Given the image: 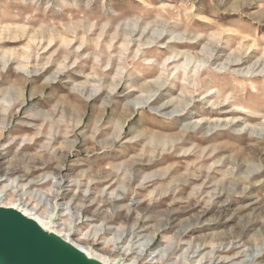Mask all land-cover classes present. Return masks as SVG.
<instances>
[{
	"label": "rangeland",
	"instance_id": "1",
	"mask_svg": "<svg viewBox=\"0 0 264 264\" xmlns=\"http://www.w3.org/2000/svg\"><path fill=\"white\" fill-rule=\"evenodd\" d=\"M0 196L105 264L262 254L264 0H0Z\"/></svg>",
	"mask_w": 264,
	"mask_h": 264
},
{
	"label": "water",
	"instance_id": "2",
	"mask_svg": "<svg viewBox=\"0 0 264 264\" xmlns=\"http://www.w3.org/2000/svg\"><path fill=\"white\" fill-rule=\"evenodd\" d=\"M10 213L17 216L22 223V236L17 226L12 227L3 220L2 217L4 216L6 218L7 216H11ZM24 222H27L31 226L32 231L24 226ZM23 237L31 244L43 245L53 252L63 253L66 251L65 240L58 233H53L49 227L44 228L42 225L40 226L34 218L22 215V212L17 210V208L9 209L7 207H0V254H3L9 259V264H43L37 253L30 255L26 250ZM52 239H57L60 244ZM74 249H77L82 259L86 260V256L88 255L89 264H105L104 259H90V253L81 247ZM0 264L2 263L0 262Z\"/></svg>",
	"mask_w": 264,
	"mask_h": 264
},
{
	"label": "bare ground",
	"instance_id": "3",
	"mask_svg": "<svg viewBox=\"0 0 264 264\" xmlns=\"http://www.w3.org/2000/svg\"><path fill=\"white\" fill-rule=\"evenodd\" d=\"M189 185H190V183L184 185V187L182 188V191L183 190H186L189 187ZM0 207H7L9 209H11V208H17L15 206H11V205L4 206L1 203H0ZM20 212H22V215H25V216H30L31 215L32 216V213H29V211L27 212L26 210H21ZM10 215L11 216H7L6 218L3 216L2 217L3 220L8 225H10L12 227H16L17 226L19 228V233L22 236V231H21V228H22L21 227L22 226L21 224L22 223L19 221V219H18L17 216L12 215V213H10ZM23 224L30 231H32L31 230L32 229L31 226L27 222H24ZM43 225L46 226V224H43ZM58 235H60V234L58 233ZM60 236L63 238L62 235H60ZM241 236L242 235H240V234H238L237 236H234L233 234H229V235L227 234V236H225V238L226 239H232V240H234L235 238H238L239 240H241ZM52 240L55 241V242H57V243H59L57 239H52ZM64 240H65L64 243L66 245V247H65V250L66 251L63 252V253H57V252L50 251L49 249H47L43 245L31 244V243H29V241L27 239H25L23 237V243L25 245L26 250L29 252L30 255L37 253L39 255L41 261L43 262V264H89V259L87 258L88 255L86 256V260L85 259H82L81 256H80V254L77 252V249H74V248H77V247H80V246L75 245L69 239V237H64ZM204 248H205V246H203L202 248L201 247H197V249L192 250V247H188L187 252H191L192 255H193V257L196 258V256H198ZM238 248L239 247L236 246V243L235 244L233 243L232 247L230 249H228V250H225L222 244L212 245L211 252L209 253L210 261L206 260L202 256V258L199 259V261H196V263H194V264H254V261L255 260H261L262 261V259H264V251H263V249H261L263 252H262V254L258 255L257 257L254 256V257L246 258V260L241 261L239 263H236V260H238V258H240L242 256L241 255H236V254L234 256H230V255L235 250L237 251ZM0 251H1V249H0ZM90 256H91L90 259L91 258H96V259L98 258L99 260L103 259L102 256H98V255L93 254V253H90ZM216 256H218L219 258L216 257ZM105 259H104V262H105ZM216 259H217V261H216ZM193 260H192V262H193ZM0 262L2 264H9L10 263L9 259L6 256H4L3 254H0ZM109 264H114V261H109ZM187 264H188V262H187Z\"/></svg>",
	"mask_w": 264,
	"mask_h": 264
}]
</instances>
